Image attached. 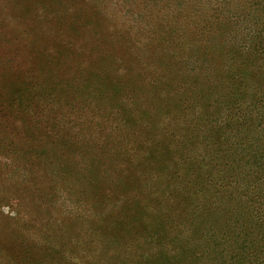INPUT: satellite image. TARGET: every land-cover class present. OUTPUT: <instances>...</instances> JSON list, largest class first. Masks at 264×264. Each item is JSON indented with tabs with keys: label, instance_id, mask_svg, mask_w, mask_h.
<instances>
[{
	"label": "rangeland",
	"instance_id": "1",
	"mask_svg": "<svg viewBox=\"0 0 264 264\" xmlns=\"http://www.w3.org/2000/svg\"><path fill=\"white\" fill-rule=\"evenodd\" d=\"M65 1L0 0V264H143L130 252L153 242L116 235L153 228L160 196L141 169L109 160L114 103L154 74L172 77L190 30L220 26L217 48H235L238 30L264 21V0ZM26 76L46 90L24 103L33 114L10 103Z\"/></svg>",
	"mask_w": 264,
	"mask_h": 264
},
{
	"label": "trees",
	"instance_id": "2",
	"mask_svg": "<svg viewBox=\"0 0 264 264\" xmlns=\"http://www.w3.org/2000/svg\"><path fill=\"white\" fill-rule=\"evenodd\" d=\"M203 26L175 50L172 77L154 74L149 88L121 90L114 103L103 141L118 149L109 160H126L123 171L141 169L142 186L160 196L153 228L116 236L153 242L151 253L130 252L143 264H264V21L238 30L235 48L218 49L222 27ZM38 82L26 76L10 103L25 110L24 103H41L46 90L35 89ZM126 210L114 221L118 231Z\"/></svg>",
	"mask_w": 264,
	"mask_h": 264
}]
</instances>
